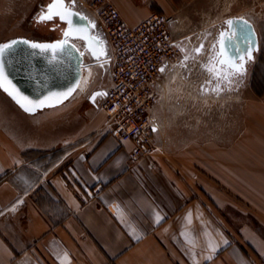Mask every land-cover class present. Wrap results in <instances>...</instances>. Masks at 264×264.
I'll list each match as a JSON object with an SVG mask.
<instances>
[{
  "label": "crops",
  "instance_id": "0c3cea01",
  "mask_svg": "<svg viewBox=\"0 0 264 264\" xmlns=\"http://www.w3.org/2000/svg\"><path fill=\"white\" fill-rule=\"evenodd\" d=\"M112 1L132 25L172 8L167 0ZM178 21L183 56L189 44ZM173 65L161 67L160 93ZM159 103L158 147L134 159L133 142L107 123L99 137L51 144L24 135V117L38 123L42 109L27 112L0 88V264H264V105L255 103L232 142L209 140L172 157L161 150ZM58 107L44 108L46 117ZM107 119L101 111L93 123Z\"/></svg>",
  "mask_w": 264,
  "mask_h": 264
},
{
  "label": "rangeland",
  "instance_id": "374dc122",
  "mask_svg": "<svg viewBox=\"0 0 264 264\" xmlns=\"http://www.w3.org/2000/svg\"><path fill=\"white\" fill-rule=\"evenodd\" d=\"M50 1L0 0V44L16 38L60 39L66 23L58 17L46 23L36 20ZM87 1L77 0L75 6L95 20L87 9ZM174 1L167 0L172 6L168 13L178 16L181 38L189 44V51L179 56L165 76L158 105L160 119L164 123L161 137L166 142L161 150L172 157L180 155L183 148L189 154L199 152L198 146H205L209 140L223 144L232 142L244 130L245 122L253 120L255 103L264 105V0ZM233 17H243L254 24L259 49L247 62L246 74L232 77V82L228 83L218 80L207 69L212 65L223 68L214 57L220 33L228 28L225 22ZM201 45L202 51L197 53L195 49ZM93 73L95 77L90 87L84 92H75L68 101L59 105L57 114L46 117L44 112L49 109H42L38 113L39 122L33 121L32 124L24 117V135L38 136L40 141L49 144L69 137L101 136L106 120L102 128L95 127L93 121L97 113L105 111L101 107L103 95H96L95 100L92 97L110 85L111 67L99 65ZM217 87L220 90L213 91ZM67 148L69 146L60 148L56 153L62 154Z\"/></svg>",
  "mask_w": 264,
  "mask_h": 264
},
{
  "label": "built area",
  "instance_id": "2783aa9c",
  "mask_svg": "<svg viewBox=\"0 0 264 264\" xmlns=\"http://www.w3.org/2000/svg\"><path fill=\"white\" fill-rule=\"evenodd\" d=\"M87 9L109 44L106 62L111 81L101 102L108 114L107 126L122 140L133 142L132 157L138 159L158 147L152 110L161 94L155 82L163 64H174L181 54L174 30L178 16L153 12L132 25L112 0H88ZM72 41L83 55L82 73L90 64L99 66L83 40ZM91 74L92 83L95 75Z\"/></svg>",
  "mask_w": 264,
  "mask_h": 264
},
{
  "label": "water",
  "instance_id": "95a60500",
  "mask_svg": "<svg viewBox=\"0 0 264 264\" xmlns=\"http://www.w3.org/2000/svg\"><path fill=\"white\" fill-rule=\"evenodd\" d=\"M49 3H51V1ZM65 3L67 4L69 3V1L65 0ZM72 11L79 12L81 15L87 16L88 20L93 21L95 23V28H91L88 26V21L80 20L76 17L73 18L74 24L76 26L89 27L90 35H98L104 41V50L106 52V55L99 57V59H97L93 55L92 56L96 60L98 65H107L106 58L109 54V44L105 35L97 30V21L90 17L86 12L78 9L75 6V3L72 7ZM234 18L240 17H233L231 19ZM244 19L249 22L250 27H241L239 23L235 25L237 35L233 40L228 41V47L226 49L229 57H235L237 55L246 56V50H248L249 48H251L254 57L255 51L259 49V37L256 27L250 20L246 18ZM61 22L66 23L65 29H67V22ZM230 31L231 30L228 26L226 31L223 32L227 33ZM62 38L63 36L60 39ZM25 39L40 43H53L59 40L55 39L40 41L28 38H16L14 40ZM72 39L71 43H73ZM83 41L88 49V42L85 40ZM249 41L252 42L251 45H249ZM237 48L239 49L238 53L236 51ZM76 49L78 50L77 47ZM219 49L220 44L218 43L216 53L219 51ZM81 53L82 52H80L79 50L76 51L70 49L63 54L54 57L50 52L44 53L40 50H33L27 45L23 44L16 45L14 49L11 52L7 53L4 57L5 72L8 76V79L12 82V85H14L15 89L18 91V94L14 93L15 98L14 95L10 96L16 102L19 101L17 103L24 110H26V108L34 107L41 100L45 101L44 107H36L34 111L26 110L30 113H35L41 109L54 107L65 103L77 91V87L82 76L83 55ZM236 62L238 63L239 61L237 60ZM217 64L219 65V67H224L223 65H220L218 61ZM69 90H72L71 95L67 96V98H64L61 94L67 93ZM9 91H12L11 87L9 88ZM5 92L9 94L8 91ZM105 92L106 89H103L102 95H104Z\"/></svg>",
  "mask_w": 264,
  "mask_h": 264
},
{
  "label": "snow or ice",
  "instance_id": "6c2138e0",
  "mask_svg": "<svg viewBox=\"0 0 264 264\" xmlns=\"http://www.w3.org/2000/svg\"><path fill=\"white\" fill-rule=\"evenodd\" d=\"M75 0H69V3H65V0H51L46 6V9H43L41 13L37 16L36 20L40 23H46L48 21H53L57 17L61 21L67 22V29L62 30V39H59L53 43H40L33 42L29 40H12L8 43L0 44V88H3L4 91H8L9 95L18 94V91L15 89V86L12 85V82L8 79V76L5 72V61L4 57L7 53L11 52L14 47L18 44L27 45L33 50H40L44 53H51L54 57L60 54L65 53L68 50H76L75 44L71 43L72 38L85 40L88 42V49L91 51V54L99 59V57L106 55L104 50V41L98 35H90L89 27L95 28V23L88 20L87 16L81 15L79 12L72 11ZM74 17L79 18L80 20L88 21V26H76L74 24ZM229 28L230 32H221L219 38L220 49L216 53L214 59L218 61L220 65L224 67L221 69L216 68L215 65H212L207 70L212 72L218 80H224L228 83L232 82V77L240 76L243 77L246 74V62H250L253 59V53L251 48L246 50V56H235L229 57L227 54L228 41L233 40L237 35V30L235 25L240 24L241 27H250L249 22L243 17L229 19L225 22ZM251 45V41L248 42ZM215 47V45L213 46ZM203 45L195 49L197 53L202 51ZM237 53L239 49H236ZM82 54V53H81ZM222 57V58H221ZM187 59V57H186ZM239 61L238 63L236 61ZM103 67V65H101ZM163 71V69H161ZM11 87L12 91H9ZM219 87L213 89V91H219ZM72 90H69L67 93L61 94L64 98L71 95ZM56 95V94H53ZM96 95H102V93L95 94L92 99L95 100ZM15 98V95H14ZM26 99V98H25ZM47 99V98H45ZM19 102V101H17ZM59 102V101H57ZM23 106V105H22ZM45 101L41 100L32 108H26L27 111H34L36 107H44Z\"/></svg>",
  "mask_w": 264,
  "mask_h": 264
},
{
  "label": "bare ground",
  "instance_id": "6f19581e",
  "mask_svg": "<svg viewBox=\"0 0 264 264\" xmlns=\"http://www.w3.org/2000/svg\"><path fill=\"white\" fill-rule=\"evenodd\" d=\"M93 72H94V68L92 67V65L91 64L88 65L87 66V71L85 70L82 73V76H81L80 82L78 84L76 93L84 92V90H86V89H88L90 87L91 76H92L91 73H93Z\"/></svg>",
  "mask_w": 264,
  "mask_h": 264
},
{
  "label": "flooded vegetation",
  "instance_id": "af4514ba",
  "mask_svg": "<svg viewBox=\"0 0 264 264\" xmlns=\"http://www.w3.org/2000/svg\"><path fill=\"white\" fill-rule=\"evenodd\" d=\"M55 27V26H54Z\"/></svg>",
  "mask_w": 264,
  "mask_h": 264
}]
</instances>
